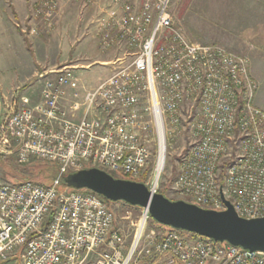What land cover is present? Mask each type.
I'll list each match as a JSON object with an SVG mask.
<instances>
[{"label":"built area","instance_id":"obj_1","mask_svg":"<svg viewBox=\"0 0 264 264\" xmlns=\"http://www.w3.org/2000/svg\"><path fill=\"white\" fill-rule=\"evenodd\" d=\"M91 2L101 49L124 48L125 59L94 88L63 66L39 75L37 103L12 90L1 151L16 152L20 165L49 162L58 174L48 185L0 180V264H83L93 254L95 264H264V251L169 226L146 236L152 216L138 206L139 216H122L128 243L116 207L62 186L65 175L94 167L160 193L169 143L180 140L176 200L216 211L227 200L242 218L264 217V109L249 58L191 41L172 0ZM58 9L43 0L36 14L51 26Z\"/></svg>","mask_w":264,"mask_h":264},{"label":"rangeland","instance_id":"obj_2","mask_svg":"<svg viewBox=\"0 0 264 264\" xmlns=\"http://www.w3.org/2000/svg\"><path fill=\"white\" fill-rule=\"evenodd\" d=\"M63 2H65V4H63ZM58 3V13L53 20L51 27L49 26L47 28L48 32L44 31L41 34L42 39L40 40L39 45L37 44V47L35 45L39 61L44 62L45 60H53L55 58L59 61L64 60V63H59L58 66L54 67L55 70H58L63 66H70L74 68L75 74L78 76L82 85H85L87 88H94L102 80H105L116 73L117 69L121 66V61L119 59H125V57L120 54L125 49H114L113 51H110V54L107 57L109 61L106 63H92L97 57L94 55V44H84V36L89 35L87 32L88 30L83 29L81 31V27H77V30L75 29L73 32L69 31L64 35L61 34V38H59L60 35L55 32V25L61 18H63V21L67 20V22H70L71 20L75 21L76 19H84L91 22V19L94 17L96 18L100 13V10H97L98 8H93L88 0H58ZM203 4L204 0H172L171 3V12L175 24L181 28L191 41L224 45L221 40L237 42V40L240 39L239 37H247V33L245 34L247 29L245 31L238 30L240 29V26L222 23L219 14H216L217 10L214 8H203L201 6ZM62 7L64 9H62ZM40 8L41 6L38 9ZM4 46H6V44H2L1 47L7 51V47ZM226 47L236 53L246 56V51L243 49H239V51L229 48L228 45ZM44 69L47 71L52 68L44 67ZM46 76L54 77L55 73H48ZM37 77L38 79L36 81L33 80L24 86V89H26L24 94L28 95L33 103L39 102L42 99V83L39 75ZM10 95L11 94H5V90L0 87V135L3 125V108L5 103L9 100ZM262 106L264 107V104ZM180 143V140H174L169 143L173 144V147L169 148L167 152L166 166L162 176L161 193L172 200L176 199L173 197L170 186L178 173L177 162L179 156V151L175 146ZM1 149L2 145H0V180L6 182L29 179L38 182L42 181L44 183L50 182L49 179L51 173L53 174L54 169L50 168V165L53 164L45 161L33 160L32 163L26 166L20 165L17 161L16 152L5 153L2 152ZM147 172H149V170ZM73 189L83 192L90 191L86 188ZM99 196L107 201L111 208H113V206L116 207L115 209L118 214L119 226L129 233L127 242L130 243L132 229L129 227V220L122 219V216L130 209L133 211L134 217H137L140 214L139 209L131 207V205L124 202H120L121 204L116 206V202L108 200L101 195ZM164 229L165 227L163 225L159 224L152 218L148 224L146 236L155 235L164 231Z\"/></svg>","mask_w":264,"mask_h":264},{"label":"crops","instance_id":"obj_3","mask_svg":"<svg viewBox=\"0 0 264 264\" xmlns=\"http://www.w3.org/2000/svg\"><path fill=\"white\" fill-rule=\"evenodd\" d=\"M88 1L94 8L91 0ZM42 2L43 0H0V87L7 95L18 86L23 87L24 93V86L36 81L38 75L55 70L54 67L59 63H64V60L59 61L57 58L39 61L35 45H39L41 34L49 27L42 16L36 14ZM201 6L217 10L216 14H219L222 23L240 26L238 30L247 29L246 38L239 37L234 43L221 41L233 50L246 51L250 72L258 84L255 101L264 109V0H204ZM95 26L94 18L91 22L84 19L67 22L61 18L55 25V32L61 38V34L73 32L77 27H81V31L88 30L89 35L84 36V44H94V55L97 57L92 63L103 64L109 61V52L118 48L102 50ZM2 44H6L4 47H7V51L1 47ZM44 67L52 69L45 71ZM95 262L96 254H93L83 264Z\"/></svg>","mask_w":264,"mask_h":264},{"label":"water","instance_id":"obj_4","mask_svg":"<svg viewBox=\"0 0 264 264\" xmlns=\"http://www.w3.org/2000/svg\"><path fill=\"white\" fill-rule=\"evenodd\" d=\"M63 183L70 188L89 189L113 202L147 208L161 225L264 251V217L242 218L227 200V210L204 209L183 200H172L161 192L153 194L143 182L116 178L94 167L65 175Z\"/></svg>","mask_w":264,"mask_h":264},{"label":"trees","instance_id":"obj_5","mask_svg":"<svg viewBox=\"0 0 264 264\" xmlns=\"http://www.w3.org/2000/svg\"><path fill=\"white\" fill-rule=\"evenodd\" d=\"M39 165V164H38ZM46 165H48V164H46ZM26 166V165H25ZM51 167L50 168H54L53 169V174L51 173V176H50V182L49 183H44V182H42V181H39V182H41V183H43V184H51L52 183V180L57 176V174H58V171H57V168L55 167V166H53V165H50ZM43 167H47V166H43ZM25 180H29V179H25ZM22 181H24V180H22ZM14 182H20V180H17V181H14ZM62 186L63 187H65V185H64V183H63V181H62ZM119 202H122V201H119ZM164 226V225H163Z\"/></svg>","mask_w":264,"mask_h":264}]
</instances>
